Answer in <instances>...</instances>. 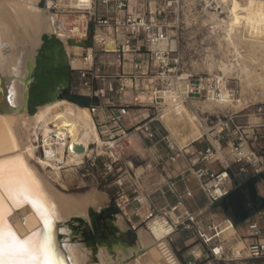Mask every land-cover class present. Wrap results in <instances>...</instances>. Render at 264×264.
Masks as SVG:
<instances>
[{"label":"built area","instance_id":"2783aa9c","mask_svg":"<svg viewBox=\"0 0 264 264\" xmlns=\"http://www.w3.org/2000/svg\"><path fill=\"white\" fill-rule=\"evenodd\" d=\"M154 2L80 0L72 8L61 0L40 1L39 6L49 15L55 36L61 38L71 33L74 36L66 39L79 42L86 40L90 34V45L81 46L78 55L84 64L78 68L79 79L88 90L89 98H97V102L88 106L91 115L101 116L106 113L105 110L108 111L111 138L126 137L127 128L124 123L129 115V105H143L142 94L148 96L149 106L153 109L165 103L172 106L186 104L190 99H236V90L228 87L227 78L223 74L188 73L182 69L181 55L177 48L178 32L183 24L180 12L168 8L170 4L156 5ZM73 11L82 14L84 19L80 33L72 19ZM164 40H174L175 48H159L158 44ZM106 55L112 56L113 64L107 63ZM97 60L103 68L93 71ZM126 65L129 69L127 71L124 70ZM112 67L113 70H109ZM128 89L132 96L130 101H125L123 98ZM250 106H253V115L259 118V122H247L245 126L234 125L231 134L235 137L227 143L231 149V158L227 163L219 158L217 148L211 143L188 154L185 147L180 148L169 133L158 139L169 152L163 160V167L168 190L175 202L160 208L148 203L144 218L136 214L139 217L137 223H133L131 217H127V221L135 230L140 223L146 225L156 216L162 218L165 232L156 241L164 264H201L207 260L233 262L264 257V226L255 220H247L244 227L235 230L230 241L221 239L220 223L214 215L195 213L187 208L185 201L192 196V191L185 189L180 192L176 185L177 177L183 179L185 170L175 175L170 168L181 159L184 160L187 171L192 172L209 206L220 204L222 198L234 188V180L244 181L264 174V104L247 105L245 108ZM153 121L152 118L146 120L144 117L134 124L135 130L146 139H154L157 132L152 125ZM220 125V130L216 131V140L219 142L228 136L222 128L227 123L220 122ZM245 131H249L250 135L247 136ZM247 141L251 142L250 145H247ZM214 163L219 165V169L211 167ZM115 205L123 214H126L128 206L134 210L142 206L138 198L130 199L123 195H119ZM179 229L192 230L203 248L202 252L190 250V258L181 259L173 246V236Z\"/></svg>","mask_w":264,"mask_h":264},{"label":"bare ground","instance_id":"6f19581e","mask_svg":"<svg viewBox=\"0 0 264 264\" xmlns=\"http://www.w3.org/2000/svg\"><path fill=\"white\" fill-rule=\"evenodd\" d=\"M37 1L0 0V164L4 166L6 176L9 168L23 172L32 185L34 194L43 203L45 211L52 212V205H55L49 230L55 228L58 234L61 232L64 235L63 252L69 257L70 264H112L108 251L106 252L104 247L98 246L93 249L79 243L80 241L72 238L69 226V221L73 218H89L90 210H99L105 196L98 193H88L80 198L66 195L47 179L35 162L36 159L42 168H49L57 177L59 165L67 166L79 163L84 157H89L95 152L101 153L105 145L109 150L115 144L112 141L105 142L99 137L88 107L80 106L68 99L57 98L37 106L33 113L27 111L28 76L34 64V55L40 43V35L44 32L56 34L51 26L49 15L36 5ZM61 1L63 4L75 8L80 0ZM220 1L225 4L227 0ZM228 1L227 19L220 21L214 15L211 18L215 19L213 22L216 25L224 26L225 39L234 44L232 34L236 30L244 28L247 33L249 32L251 36L255 37V39H251L250 46L253 49H264V0H246L244 3L240 0ZM73 12L72 19L76 22V30L80 33L84 27V19L82 14ZM68 36L72 37L74 34L69 33L61 38L56 37L63 43L70 68H76L83 65L82 60L75 56V52L81 50V46L67 44ZM158 47L161 49L175 48V41H161ZM236 53L238 54V52ZM220 61L218 64L213 59L208 63L192 62L191 69L194 73L207 71L211 74L218 65L217 67L224 74L228 73L231 70L230 65ZM245 69L244 66L238 67L240 71ZM247 101L243 95L235 100L190 99L186 104L175 106H168L165 103L157 114L158 118L164 122L167 121L165 117L167 118L168 114L171 115L170 112H173L175 123L188 121L192 128L190 130H192L193 140H198L206 135L212 140L219 157L224 162L229 155L231 158V149L230 147L223 149L217 147L210 133L212 127L208 125L202 114L236 111L245 108ZM173 117L171 116L170 119ZM171 125L174 127L176 124L172 123ZM172 132L174 133V131ZM38 133L42 136L45 145L49 140H52V144L57 148L56 155L50 154L45 149L41 158L35 157L33 140ZM73 143L83 146L84 149L80 152L75 151L71 148ZM108 154L110 157H114L111 151H108ZM138 199L142 206L136 209L137 214L139 215L141 209L140 212L145 216L147 198L140 196ZM0 215H3L13 229L18 230V234L21 235L39 232L45 227L44 221L40 219L31 203L23 196L18 197V202L13 201L5 187H0ZM162 222V218L156 216L144 227L137 229L136 244L129 251V256L122 263L117 261L115 264H142L144 256L153 257L155 252H158L156 240L165 232ZM119 226H125L121 220ZM224 233L226 234V232ZM120 255L121 251H115V257L120 258ZM147 262L164 264L160 255L158 259ZM57 264H59L58 261Z\"/></svg>","mask_w":264,"mask_h":264},{"label":"rangeland","instance_id":"374dc122","mask_svg":"<svg viewBox=\"0 0 264 264\" xmlns=\"http://www.w3.org/2000/svg\"><path fill=\"white\" fill-rule=\"evenodd\" d=\"M40 1L41 0H38L36 3L38 7H40ZM154 1V4L156 5L158 3H165L166 5L170 4L168 8L180 12V19L183 24L182 29L178 32L177 48L181 55V67L184 71L194 73L191 67L193 63L198 61L208 63L213 59L214 61H217L216 63L218 64V61L221 60L220 62L229 64L231 70L224 74L217 65L213 69L215 71H213V73L223 74L227 78L228 87L236 90V99L241 98L242 95L245 96L246 100H248L245 107L247 105L264 104V49H253L250 46L251 39H255V37L251 36L249 32L247 33L244 28H240L232 34V42L234 43L232 44L225 39L224 26L216 25L213 22L215 19H211L213 15L220 21H225L227 19L226 6L229 4L228 0L226 3L224 2L225 4L220 0ZM240 2L244 3L246 0H240ZM217 43H219V48ZM80 52L81 50L75 52V56L79 60H81L78 57ZM236 52H238V54ZM80 66L82 67L84 64ZM239 66H244L246 69L240 71L238 70ZM79 67L71 70L70 85L68 89L59 96V98L66 99L64 98L66 94L88 98L89 103L85 106L88 107L92 101L88 96V90H86L80 83ZM102 68V63L99 60L95 61L93 71ZM109 70H113V67L112 69L109 68ZM124 70H129L128 65L124 67ZM197 73L208 72L202 71ZM129 91L130 89L125 92V97L123 98L125 101H130L131 99L128 95ZM256 97L258 98L256 99ZM141 100H143L144 104L139 107L129 105V115L126 117L124 123L127 128V137L134 133L138 134L139 138L137 139L140 144L139 149L134 147L133 138H111L109 133L111 122L107 117L92 116L101 139L105 142L112 141L115 143L111 149L108 150V146L105 145L101 153L95 152L89 157H84L79 163H73L67 166L59 165V175L57 177H55L49 168H42L35 159L40 171L58 190L66 195L80 198L88 193H98L105 196V199L102 202V207L99 210H93V212L90 210L92 216H89V218L75 217L69 221V226L72 238L78 242L80 241L79 243L93 249L97 248L98 244L107 245L108 249L105 247L104 249L106 252L108 251L107 253L111 258L112 264L117 263V261L122 263V261L127 259L129 251L133 249V246L136 244L137 229L145 226L144 223H140L137 229L133 230L130 223L127 221V217H131V221L137 223L139 221V217L136 215L137 211L128 206L125 211L127 215L123 214L116 208V199H118L119 195L127 196L130 199L133 197L139 198L140 196H146L147 199H152L155 203H159L163 199L161 188H163L164 185L159 183L158 178L163 170L162 159L163 152H166V147L162 142L158 141V139L161 135L169 133L180 148L188 144L191 141L189 139H194L192 136V130H190L192 128H190L191 126L188 121L175 123L173 112H170L171 115L168 114L169 116L167 115V118L165 117V120L167 119V121L164 122L158 118L157 114L161 111L162 106L158 108L159 111L158 109H153L149 106L148 96L146 94L141 95ZM105 111L108 115V111ZM171 116L173 117L172 119H170ZM144 117H146V120L151 118L154 120L152 125L157 132L154 139H146L140 132L135 130L134 124ZM202 117L206 118V122L212 127L210 133L213 139L216 138V131L220 130L222 126L220 125V122L227 123L226 127L222 128H224L223 133L228 134L229 138H224L220 141L219 148L221 149L230 147L227 143L234 139L232 137L235 135L231 134L235 129L234 125L245 126L247 122H259V118L253 115V106H250L247 109L241 108L230 112L205 113L202 114ZM230 120L233 121V123H231ZM172 123L176 125L178 124V126L175 125V127L173 125L174 127H172ZM181 127H184V130ZM172 131H174V133ZM245 133L247 136L250 135L249 131H245ZM203 138L204 141H209V143L211 142L213 144L212 140L206 135H203L202 138L200 137L199 140H203ZM250 143V141H247V145H250ZM262 144H264V140L262 141ZM33 146L35 148L34 153L36 158H41L45 149L52 155L57 154V148L52 144V140H49L45 145L42 136L39 133L35 140H33ZM108 151H113L114 157H110ZM155 155H160V157L154 158ZM229 160L230 155L224 163L229 162ZM118 182H121V185H118ZM256 188L259 198H264V176L259 178L256 183ZM165 196L166 199H172L174 197L171 193L170 195L167 193ZM197 202L198 201L196 200V203ZM189 207L194 208V205L190 204ZM198 212H201L203 215H217L220 217L222 223H220L219 236L221 239L228 241L232 238L235 230L243 227L247 220L254 217H261L264 219V208H259L250 217L241 222H235L231 214L223 211L220 205L208 206L207 208L203 206L200 207V211L197 210V213ZM139 215L141 218L144 216L142 212H140ZM120 220L125 226H119ZM228 222H230L233 228L227 224ZM96 231L99 232L98 235H96ZM178 232L180 235L184 234V230L182 229H179ZM224 232H226V234ZM115 251H121L120 258L115 257ZM158 258L159 254L156 251L153 257L148 255L144 256L142 258V264ZM208 263L264 264V257L259 259H243L233 262L207 260L201 264Z\"/></svg>","mask_w":264,"mask_h":264},{"label":"water","instance_id":"95a60500","mask_svg":"<svg viewBox=\"0 0 264 264\" xmlns=\"http://www.w3.org/2000/svg\"><path fill=\"white\" fill-rule=\"evenodd\" d=\"M90 43V34L83 41L77 42L71 39L67 41L69 45L76 44L79 46H89ZM71 70L62 41L52 33H42L34 55V64L28 76L27 111L33 113L37 106L59 98L70 85ZM93 86H95V81H93ZM90 99L92 102H97L95 97ZM71 148L78 152L84 149L83 146L74 143ZM263 176L264 174H259L244 181L234 180V188L220 201L219 205L223 211L229 212L235 222L244 221L259 208H264V198H260L261 204L258 207L250 206V203H256L259 198L256 183ZM91 211L93 212V210ZM92 212L89 211V216H92ZM51 233L56 241V260L59 264H70L69 257L63 252L64 235L61 232L58 234L55 228L51 230ZM97 246L108 249L105 244H98Z\"/></svg>","mask_w":264,"mask_h":264},{"label":"snow or ice","instance_id":"6c2138e0","mask_svg":"<svg viewBox=\"0 0 264 264\" xmlns=\"http://www.w3.org/2000/svg\"><path fill=\"white\" fill-rule=\"evenodd\" d=\"M0 187H5L15 202H18L19 196L28 200L45 225L42 231L21 235L0 215V264H57L56 241L49 230L55 205H52V212L45 211L43 203L34 194L33 187L23 172L9 168L6 176L2 164Z\"/></svg>","mask_w":264,"mask_h":264},{"label":"crops","instance_id":"0c3cea01","mask_svg":"<svg viewBox=\"0 0 264 264\" xmlns=\"http://www.w3.org/2000/svg\"><path fill=\"white\" fill-rule=\"evenodd\" d=\"M107 63H114V59L112 58L111 55H107ZM129 97L132 96V92L129 91ZM101 116H105L107 117V114L104 113L102 114ZM102 117V119H103ZM97 128V127H96ZM98 132V130H97ZM111 132V131H110ZM98 135L100 137V134L98 132ZM235 136H233L232 138H234ZM101 138V137H100ZM125 138H133V142H134V147L139 149L140 148V144H139V141L137 138L138 137V134L134 133V134H131L130 136H126ZM224 138H229V136L227 137H224ZM223 138V139H224ZM200 138H198V140H191L188 144H186L184 147H185V152L188 153V154H191L193 153L194 150H199V149H202L204 148L208 143L209 141H204V138L203 140H199ZM217 145V147H220L218 144H220L219 141L215 139H213ZM193 141V142H192ZM211 143V142H210ZM212 144V143H211ZM113 153V151H111ZM169 152L168 150L166 149V152H163V159L164 160L167 156H168ZM194 156V155H193ZM159 158L160 155H155L154 158ZM163 162V161H162ZM211 167L215 170L219 169V165L217 163H214L211 165ZM171 169L174 170V174L177 175L181 172H183L185 170V173L182 174V177L183 179H179V176L177 177V188L179 189L180 192H183L185 189H190L192 191V196L190 198H187L185 203H186V206L187 208L192 211V212H197L200 211V207H205L207 208L209 206L205 196L203 195V193L198 189L197 187V181L196 179L194 178L192 172L190 171H187V165L186 163L184 162V160H180L179 163L177 164H174L173 167H170ZM162 173L160 175V177L158 178L159 179V183L163 184V188H161V192L162 195H163V201L161 200L159 203H155L152 199H147V208H148V203L154 205L155 207H163V206H167V205H170L172 203L175 202V198L173 197L172 199H166V196L165 194H169V190H168V187H167V178H166V175L164 173V167L162 168ZM165 189V190H163ZM149 196V195H148ZM146 197V196H144ZM147 198V197H146ZM150 198V197H149ZM196 200L198 201L196 203ZM190 204H193L194 205V208H190L189 205ZM139 213H140V210H139ZM127 215V213H126ZM143 217V216H142ZM214 217L216 218V220L219 222V223H222V220L220 217H218L217 215H214ZM221 220V221H220ZM249 220H255L257 222H259L262 226H264V219L261 218V217H254V218H251ZM231 228L232 225L230 224V222L227 223ZM244 227V226H243ZM242 228V227H240ZM240 228L236 229V230H239ZM173 246L175 247V249L178 251V255L181 259H187V258H190L189 256V251L190 250H194V251H199V252H202V246L200 245V243L197 242V239H196V236L194 234V232L190 231V230H184V234L180 235L179 232H176L173 236Z\"/></svg>","mask_w":264,"mask_h":264},{"label":"trees","instance_id":"16d2710c","mask_svg":"<svg viewBox=\"0 0 264 264\" xmlns=\"http://www.w3.org/2000/svg\"><path fill=\"white\" fill-rule=\"evenodd\" d=\"M64 98L68 99L71 102H74L80 106H87V104L89 103V99L88 98H81L80 96H74V95H68L66 94L64 96Z\"/></svg>","mask_w":264,"mask_h":264},{"label":"flooded vegetation","instance_id":"af4514ba","mask_svg":"<svg viewBox=\"0 0 264 264\" xmlns=\"http://www.w3.org/2000/svg\"><path fill=\"white\" fill-rule=\"evenodd\" d=\"M261 204V199L260 198H258L257 199V202L256 203H254V204H252V203H250V206L251 207H253V206H256V207H258L259 205ZM98 231H96V235H98Z\"/></svg>","mask_w":264,"mask_h":264}]
</instances>
